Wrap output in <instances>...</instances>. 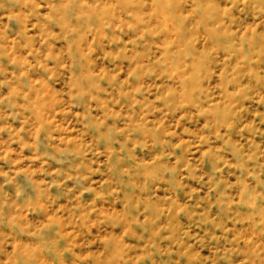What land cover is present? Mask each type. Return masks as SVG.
<instances>
[{
    "label": "rangeland",
    "instance_id": "rangeland-1",
    "mask_svg": "<svg viewBox=\"0 0 264 264\" xmlns=\"http://www.w3.org/2000/svg\"><path fill=\"white\" fill-rule=\"evenodd\" d=\"M0 264H264V0H0Z\"/></svg>",
    "mask_w": 264,
    "mask_h": 264
}]
</instances>
